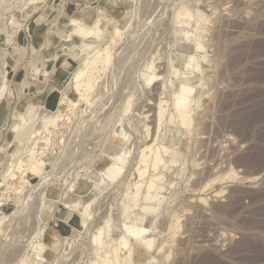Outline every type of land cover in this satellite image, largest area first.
<instances>
[{"label":"rangeland","instance_id":"1","mask_svg":"<svg viewBox=\"0 0 264 264\" xmlns=\"http://www.w3.org/2000/svg\"><path fill=\"white\" fill-rule=\"evenodd\" d=\"M181 7L191 19L177 22ZM73 19L99 20L97 48L113 26L121 32L84 97L71 74L87 49L55 30L68 33ZM182 87L192 90L188 133L174 114ZM49 116L56 122L43 128ZM152 143L165 163L157 171L139 161ZM31 156L42 162L38 175ZM153 173L163 188L149 200ZM94 196L81 227L69 205L81 211ZM3 216L0 264H97L124 235L111 264H264V0H0ZM124 222L151 223L152 246L128 236Z\"/></svg>","mask_w":264,"mask_h":264},{"label":"bare ground","instance_id":"2","mask_svg":"<svg viewBox=\"0 0 264 264\" xmlns=\"http://www.w3.org/2000/svg\"><path fill=\"white\" fill-rule=\"evenodd\" d=\"M26 9H28V8H26ZM191 16L192 15H190V12L188 14L186 9L181 7L176 12L175 18L177 19V22H179L181 19H184L185 17H188V18L191 19ZM192 20H193V18H192ZM109 23L112 24L111 21ZM115 24H116V22H115ZM67 27H68V33L67 32L66 33L68 35H66V33L63 30H61V29H57L56 28L55 30L59 31V33L63 37H65V39L67 38L68 40H72V37H75L77 42L76 41H72L73 43H71V44L78 43V42L81 43L82 42V48H83L82 51H85L84 49H87V52H85L86 56L81 60L80 66L71 74L72 75V79H73V83H74V91H75V93L77 95L81 96V97H84V96L87 95L86 93H88V91L92 90V88H93V84H94V82H95V80L97 78L95 76V73L97 72L96 70H98L99 68L101 69L100 65H102V67H104L105 65L108 66L109 62L112 60L111 59V54H110V47H111V45H113L115 40L121 36V32H120V30L117 27L113 26V36L111 37L109 44H107L103 48H97V47H95L92 44V42L99 41L101 39V37H103V35L105 33V30L100 28V26H99V20L95 19L91 24H84L83 25L78 20L73 19V20L69 21ZM49 33H51V32H49ZM189 34H190L189 32L184 30L183 35L185 37H187L188 40L191 39L190 37L194 36V35H189ZM84 41H87V43H85ZM49 42L52 43L51 40H49ZM199 45L196 44V49L199 47ZM184 60H185L184 62H185L186 67L187 66L188 67H192V65L194 63V58L193 57H188V58L185 57ZM107 66H105V67H107ZM97 67H99V68L97 69ZM104 69L105 68H103V70ZM98 72H101V71H98ZM155 78H156V76H155L154 73H150V74L144 75V79H145V81L147 83H149L150 81H152ZM182 88L184 90L185 96H180L179 98L176 99L175 108H174V110H175L174 112L175 113L174 114L176 115V118L178 119V123L180 124V126L181 127L183 126V128L186 129L189 126V124H190L189 123V115H188V114H190L188 112V103L190 102V100H189L188 97H189V95H190L192 90L190 88H186V87H182ZM167 96H168L167 93H164L162 97H164L166 99ZM160 100L155 105L156 106V109H155L156 110L155 111L156 116L155 117H156V121H157V123L155 125V126H157L156 127V131H159V128L162 127L161 126L162 125L161 124V120H163L162 118L164 117L163 116V114H164V109H163L164 106L163 105H164L165 101L163 102V101H160ZM45 118L43 120H41L43 128H45V127H47L49 125L55 124L57 116H49L46 119ZM27 122H29V120L25 119L24 123H27ZM188 130H189L188 128L185 130L186 133H188L187 132ZM185 131L183 132L184 135H185ZM155 141H156V139H155ZM119 142H120V140H119ZM153 145H154V143H152L150 145L148 144V146H145L144 150L141 153V159H139V161L143 165H146L148 162H151V166H153V169L157 171L158 165L161 164V165H163L165 167V163L161 159V152L159 151V149L155 148L156 146L154 147L155 150L152 151ZM116 147L117 148L115 149V151L118 150V149L119 150L121 149L120 150L121 151V155L123 156L125 153H124V151H122L123 149L120 147V144L117 145ZM159 148L161 149V147H159ZM170 151H169V149L167 147L166 148L162 147V153L163 154H167ZM147 153H148V155H147ZM119 154H120V152H119ZM176 156H177V154L174 153L173 154V158H171V161H169V162H171L172 164L175 163L176 160L174 159V157H176ZM31 157L32 158L28 157L30 159H28L29 161H28L27 166L29 165V169H30V171L33 174L38 175L40 173V168H41L42 162H40L37 159H33V156H31ZM26 163H27V160H26ZM16 164H17L16 165L17 168L20 169L22 164H24V162L19 160V162H16ZM145 167H144V169L139 167L137 169V171H136L137 172V176H138V180L133 185V188L135 190V193L132 195L133 199H136L138 197V191L143 186V180L146 178L145 177ZM159 178H160V175L158 173H153V175L151 176V178L149 180L148 185H146V188H145L146 195H145V197L150 196L151 199H149V200H152L153 198H156V195L159 194L160 191L163 188L162 185H159V184L156 183ZM95 198L96 197L94 196L93 200H90L85 205H83L81 211L79 210V204L69 205V207H71V208L75 209L76 211H78V214H79L80 219H81V227H84L87 224V219L89 218L88 215H89V212H90L89 211L90 210V206L93 203V201L95 200ZM142 210H143V212L145 214L149 213V215H150V212L154 211V209L152 207H149V206L148 207H143ZM22 212H23V210H22ZM11 214H15V212L11 213ZM16 214L20 215V211H19V213H16ZM9 217H10V215H9ZM11 217H12V215H11ZM149 217H151L149 219H152L151 215ZM5 218H6V216L0 217V223ZM151 223H152V221H151ZM151 223H148L149 224L148 226L147 225L143 226V225H137L135 223L128 224V222H124L122 224V228L124 229L125 233L128 236H131V237H133L135 239L141 240L142 247H144L145 249H149L152 246L153 241H152L151 238H148L146 236V234L148 233V231H150L149 228L152 226ZM97 231H98L97 232L98 233L97 234V240H98V243L100 245V248L102 249L103 248V244L101 243V235L103 234V228L102 229L99 228V230H97ZM125 236L126 235L121 237L118 240V242L115 244V246L113 245V246H111L109 248L108 254H106L104 256H100L98 258L97 264H111L112 262L113 263H118V260L120 258L119 257V252H120V248L119 247L121 245L125 244ZM97 248H99V247L97 246ZM110 256H113V258L110 259ZM150 259L152 260V258H150Z\"/></svg>","mask_w":264,"mask_h":264}]
</instances>
